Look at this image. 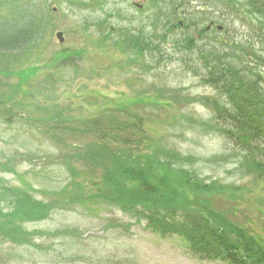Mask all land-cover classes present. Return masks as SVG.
Returning a JSON list of instances; mask_svg holds the SVG:
<instances>
[{
    "label": "rangeland",
    "instance_id": "obj_1",
    "mask_svg": "<svg viewBox=\"0 0 264 264\" xmlns=\"http://www.w3.org/2000/svg\"><path fill=\"white\" fill-rule=\"evenodd\" d=\"M34 1L47 6L49 27L22 63L0 65V264H221L108 202L113 189L84 148L95 143L149 160L163 161L167 150L169 164H194L213 185L210 193L185 188L189 197L264 242V179L233 142L206 126L213 112L203 100L226 99L205 84L197 63V49L231 46L244 39L246 25L224 17L221 33L201 37L195 34L207 23L175 25L209 0ZM141 33L156 51L129 49L125 36ZM191 34L196 49H177ZM34 214L38 220L28 217Z\"/></svg>",
    "mask_w": 264,
    "mask_h": 264
},
{
    "label": "trees",
    "instance_id": "obj_2",
    "mask_svg": "<svg viewBox=\"0 0 264 264\" xmlns=\"http://www.w3.org/2000/svg\"><path fill=\"white\" fill-rule=\"evenodd\" d=\"M209 1L206 9L188 12L185 15L186 24L179 22L175 25L188 30L207 23L201 26V33L195 34L201 37V34L207 35L211 31L221 33L218 21L225 22L224 17L233 19V15L246 25L248 31L244 39L241 36L242 40L230 41L231 46L224 47V43L219 41L218 48L213 46L207 52L203 48L197 49L200 56L197 63L206 73L203 81L217 91L219 98L226 99L225 103L214 99L203 100V105L213 112L211 123H206V126L216 128L225 142H233L253 173L264 179V74L258 70V66L264 68V57L261 56L264 54V0ZM194 14L198 21L190 17ZM49 25V13L44 3L0 0V65L22 63ZM167 27L162 32V40L168 34L165 33ZM195 35L183 39L181 44L185 45L177 44L176 48L195 50ZM126 36L124 42L129 44L133 53L141 56L150 50L151 38L146 42L141 33L127 41ZM258 43L260 49H256ZM151 51H156V48L152 47ZM249 61L254 65L251 66ZM84 148L88 149L87 152L95 153L104 169L102 183L104 181L113 189L115 197H107L106 200L109 199L108 202L124 214L135 217L139 222L144 221L154 233L180 236L190 251L200 258L220 261L221 264H264L262 240L225 217L202 209L199 202L184 191L193 187L196 193H210L212 189V183L204 182L200 174L195 173L194 164L191 163L190 169L186 168L187 162L181 159L169 164L172 152L167 150L164 153L166 157L160 161L139 155L132 157L131 153L125 156L97 143ZM171 169L180 175H172ZM176 186L181 188L177 189ZM15 197L21 199L16 193ZM33 205L31 209L42 208L40 204L37 207ZM37 216L28 215L35 220H38Z\"/></svg>",
    "mask_w": 264,
    "mask_h": 264
},
{
    "label": "water",
    "instance_id": "obj_3",
    "mask_svg": "<svg viewBox=\"0 0 264 264\" xmlns=\"http://www.w3.org/2000/svg\"><path fill=\"white\" fill-rule=\"evenodd\" d=\"M56 37H57V39L59 40L60 43L63 42V39H62V36H61L60 33H58V34L56 35Z\"/></svg>",
    "mask_w": 264,
    "mask_h": 264
}]
</instances>
